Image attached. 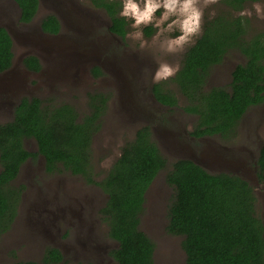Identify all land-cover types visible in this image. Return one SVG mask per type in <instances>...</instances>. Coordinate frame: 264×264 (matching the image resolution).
<instances>
[{
  "label": "rangeland",
  "instance_id": "1",
  "mask_svg": "<svg viewBox=\"0 0 264 264\" xmlns=\"http://www.w3.org/2000/svg\"><path fill=\"white\" fill-rule=\"evenodd\" d=\"M221 1L204 6V0H200L201 27L204 20L225 11ZM259 2L246 4L238 13L246 20L247 38L264 30V15L258 16L254 8ZM19 14L13 0H0V25L11 37L13 54L11 67L0 73V124L12 119L21 98L69 104L82 117L88 112L91 94L105 95L107 107L91 144L92 179L97 182L119 157L123 145L134 138L138 129L148 127L167 161L166 168L149 186L140 214L139 229L154 244L153 264L185 262L183 237L166 231L173 189L165 175L177 159L190 160L209 173L226 172L245 179L254 190L256 211L264 223V183L256 167L264 144V102L248 109L227 139H194L191 132L196 116L183 110L188 100L171 82L173 76L158 82L153 79L160 63L179 69L184 53L193 43L183 51L167 52L154 39L156 29L149 25L154 32L149 37L143 34L142 45L130 36L135 31L130 21L127 34L120 38L108 30L107 14L88 0H38L36 15L27 24L19 21ZM48 15H54L59 22L56 35L41 31L40 22ZM28 55L38 59L39 71L31 72L23 66L22 59ZM243 62L238 51L226 53L210 69L204 90L227 86L232 70ZM93 68H97V76ZM153 83L171 88L177 105L158 104L150 93ZM24 147L36 152L31 139L24 140ZM13 184L21 197L15 217L0 235V264H116L110 253L117 243L108 237V226L100 216L107 199L100 187L62 169L47 172L40 156L21 165ZM49 249L59 251V262L45 260Z\"/></svg>",
  "mask_w": 264,
  "mask_h": 264
},
{
  "label": "trees",
  "instance_id": "2",
  "mask_svg": "<svg viewBox=\"0 0 264 264\" xmlns=\"http://www.w3.org/2000/svg\"><path fill=\"white\" fill-rule=\"evenodd\" d=\"M13 1L20 10L19 21L30 23L38 0ZM88 1L107 14L108 30L124 38L129 21L118 15L120 0ZM257 1L222 0L225 11L204 20L199 37L186 50L171 78L188 100L183 110L196 116L191 132L194 138L227 139L246 111L264 102V30L247 38L246 20L238 14L246 4ZM40 28L43 33L56 35L60 25L54 15H48ZM153 32L151 26L143 30L145 37ZM11 48L10 35L0 27V73L12 65ZM231 50L242 54L244 62L233 69L229 86L204 90L210 69ZM22 64L31 72L41 68L33 55L25 56ZM92 73L99 74L97 68ZM152 93L163 106L177 105L174 93H164L160 85H154ZM106 107L107 97L101 93L89 96L88 112L82 117L69 104H45L36 97L19 100L12 119L0 124V235L15 217L21 197L13 180L25 161L40 156L47 172L62 169L82 176L107 195L100 216L108 226V237L117 243L110 253L116 264H153L154 244L139 229L140 214L149 186L167 161L149 128L143 127L123 145L104 178L93 180L91 144ZM26 139L35 142L36 152L25 149ZM257 166L264 181V144ZM165 181L173 189L166 231L183 237L184 264H264V223L256 211L254 190L246 180L231 173H209L190 160L177 159ZM45 260L57 263L61 255L49 249Z\"/></svg>",
  "mask_w": 264,
  "mask_h": 264
},
{
  "label": "clouds",
  "instance_id": "3",
  "mask_svg": "<svg viewBox=\"0 0 264 264\" xmlns=\"http://www.w3.org/2000/svg\"><path fill=\"white\" fill-rule=\"evenodd\" d=\"M209 2L215 0H204V6ZM261 4H264V0L254 5L258 16L264 15ZM118 15L130 21V27L135 30L130 33L133 39L140 40L143 45L142 28L151 25L156 29L154 39L160 41L165 51L174 53L194 43V37L201 31L203 9L200 0H120ZM177 71L178 66L160 63L153 79L157 82L166 80Z\"/></svg>",
  "mask_w": 264,
  "mask_h": 264
},
{
  "label": "flooded vegetation",
  "instance_id": "4",
  "mask_svg": "<svg viewBox=\"0 0 264 264\" xmlns=\"http://www.w3.org/2000/svg\"><path fill=\"white\" fill-rule=\"evenodd\" d=\"M233 71V70H232ZM5 72V71H4ZM3 73V72H2ZM232 73V72H231ZM230 82H231V79H230ZM230 82H229V84H230ZM229 84L227 85V86H225V88L226 87H228L229 86ZM154 85H160L161 86V89L164 91V93H167V91L168 92H172L171 91V88H169V89H167V88H164L163 86H162V84H159V83H153L151 86H150V93H151V96L153 97V99L156 101V102H158L156 99H155V96L153 95V93H152V88H153V86ZM220 87H222V86H220ZM175 96V95H174ZM176 98V97H175ZM158 104H160L159 102H158ZM162 105V104H161ZM253 107V106H252ZM251 108V107H250ZM249 108V109H250ZM247 112V111H246ZM245 115V114H244ZM243 118V117H242ZM204 138V137H203ZM194 139H201V138H194ZM222 139V138H221ZM259 154V153H258ZM258 158V157H257ZM237 162H235L234 164H236ZM256 167H257V171H258V174H259V170H258V166H257V160H256ZM219 173V172H218ZM224 173H226V172H224ZM240 177V176H239ZM242 178V177H241ZM243 179V178H242ZM245 180V179H244ZM260 181H262L263 183H264V181L263 180H261L260 179Z\"/></svg>",
  "mask_w": 264,
  "mask_h": 264
},
{
  "label": "water",
  "instance_id": "5",
  "mask_svg": "<svg viewBox=\"0 0 264 264\" xmlns=\"http://www.w3.org/2000/svg\"><path fill=\"white\" fill-rule=\"evenodd\" d=\"M15 4H16V3H15ZM0 27H3V26L0 25ZM3 28H5V27H3ZM5 29H6V28H5ZM6 31H7V30H6ZM7 32H8V31H7Z\"/></svg>",
  "mask_w": 264,
  "mask_h": 264
}]
</instances>
